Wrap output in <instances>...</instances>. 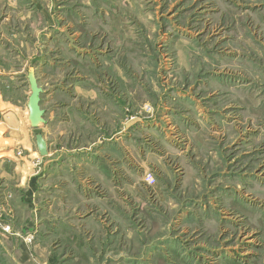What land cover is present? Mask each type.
<instances>
[{"label":"crops","instance_id":"obj_1","mask_svg":"<svg viewBox=\"0 0 264 264\" xmlns=\"http://www.w3.org/2000/svg\"><path fill=\"white\" fill-rule=\"evenodd\" d=\"M164 1L0 0V79L16 78L11 51L31 52L45 112V124L32 129L48 149L43 157L31 144L34 174L14 187L16 264L182 263L174 233L181 222L173 219L179 205L172 200L167 221L160 216L170 199L162 186L149 191L142 174L156 168L175 178L168 159L181 154L169 148L196 152L197 140L166 138L164 125L133 112L149 85L148 76L137 81L130 73L148 72L134 37L148 28L161 33Z\"/></svg>","mask_w":264,"mask_h":264},{"label":"rangeland","instance_id":"obj_2","mask_svg":"<svg viewBox=\"0 0 264 264\" xmlns=\"http://www.w3.org/2000/svg\"><path fill=\"white\" fill-rule=\"evenodd\" d=\"M159 15L161 33L134 37L149 67L130 73L148 76L149 88L133 112L164 125V137L199 146L169 148L181 154L167 158L176 177L153 168L144 185L165 188L170 200L158 214L166 221L172 200L179 205L181 264H219V255L221 264H264V0H165ZM14 50L16 78L0 79V264H16L14 187L34 174L38 133L26 108L31 52Z\"/></svg>","mask_w":264,"mask_h":264},{"label":"water","instance_id":"obj_3","mask_svg":"<svg viewBox=\"0 0 264 264\" xmlns=\"http://www.w3.org/2000/svg\"><path fill=\"white\" fill-rule=\"evenodd\" d=\"M28 83L31 91V95L27 104V108L29 110L28 120L30 122L31 128L38 129L40 126L45 124V112L42 110L40 105L41 94L43 90L38 84L35 69L33 67L29 68ZM35 142L39 154L43 157L46 156L48 154V149L44 137L41 134H37Z\"/></svg>","mask_w":264,"mask_h":264},{"label":"built area","instance_id":"obj_4","mask_svg":"<svg viewBox=\"0 0 264 264\" xmlns=\"http://www.w3.org/2000/svg\"><path fill=\"white\" fill-rule=\"evenodd\" d=\"M0 224H4L3 222H0ZM6 229H9V227H5ZM5 228H4V230H5ZM7 231V230H6ZM30 242H31V240H30Z\"/></svg>","mask_w":264,"mask_h":264},{"label":"bare ground","instance_id":"obj_5","mask_svg":"<svg viewBox=\"0 0 264 264\" xmlns=\"http://www.w3.org/2000/svg\"><path fill=\"white\" fill-rule=\"evenodd\" d=\"M29 121V120H28Z\"/></svg>","mask_w":264,"mask_h":264}]
</instances>
